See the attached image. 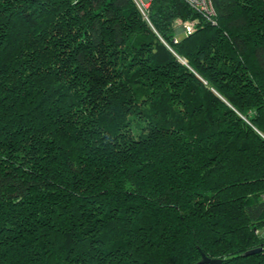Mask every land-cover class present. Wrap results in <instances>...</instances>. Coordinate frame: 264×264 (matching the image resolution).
<instances>
[{
	"label": "trees",
	"instance_id": "1",
	"mask_svg": "<svg viewBox=\"0 0 264 264\" xmlns=\"http://www.w3.org/2000/svg\"><path fill=\"white\" fill-rule=\"evenodd\" d=\"M212 3L0 0V264H264V0Z\"/></svg>",
	"mask_w": 264,
	"mask_h": 264
},
{
	"label": "built area",
	"instance_id": "2",
	"mask_svg": "<svg viewBox=\"0 0 264 264\" xmlns=\"http://www.w3.org/2000/svg\"><path fill=\"white\" fill-rule=\"evenodd\" d=\"M138 8L143 12L147 7L149 0H134ZM188 5L194 7L199 12H201L206 18H211L215 9L212 3V0H184ZM183 29L189 31L191 29V24H183Z\"/></svg>",
	"mask_w": 264,
	"mask_h": 264
},
{
	"label": "water",
	"instance_id": "3",
	"mask_svg": "<svg viewBox=\"0 0 264 264\" xmlns=\"http://www.w3.org/2000/svg\"><path fill=\"white\" fill-rule=\"evenodd\" d=\"M259 248H253L250 250H247V252H254L257 251ZM199 262H210L211 264H218L219 260L218 259H211V258H207L204 255H202V258L199 260Z\"/></svg>",
	"mask_w": 264,
	"mask_h": 264
},
{
	"label": "rangeland",
	"instance_id": "4",
	"mask_svg": "<svg viewBox=\"0 0 264 264\" xmlns=\"http://www.w3.org/2000/svg\"><path fill=\"white\" fill-rule=\"evenodd\" d=\"M182 29H183V25H179L176 30H182Z\"/></svg>",
	"mask_w": 264,
	"mask_h": 264
}]
</instances>
